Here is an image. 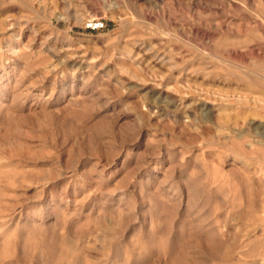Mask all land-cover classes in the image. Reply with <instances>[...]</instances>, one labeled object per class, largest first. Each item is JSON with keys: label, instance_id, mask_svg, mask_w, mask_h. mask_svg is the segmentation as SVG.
<instances>
[{"label": "rangeland", "instance_id": "obj_1", "mask_svg": "<svg viewBox=\"0 0 264 264\" xmlns=\"http://www.w3.org/2000/svg\"><path fill=\"white\" fill-rule=\"evenodd\" d=\"M263 168L264 0H0V264H264Z\"/></svg>", "mask_w": 264, "mask_h": 264}, {"label": "built area", "instance_id": "obj_2", "mask_svg": "<svg viewBox=\"0 0 264 264\" xmlns=\"http://www.w3.org/2000/svg\"><path fill=\"white\" fill-rule=\"evenodd\" d=\"M103 26L100 22H89L87 25H86V28L87 29H90V30H99L101 29ZM262 174H263V178H264V168L262 170Z\"/></svg>", "mask_w": 264, "mask_h": 264}]
</instances>
